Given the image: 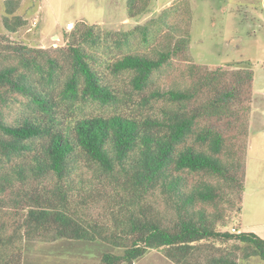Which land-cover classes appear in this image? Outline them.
I'll return each instance as SVG.
<instances>
[{"label":"trees","instance_id":"obj_1","mask_svg":"<svg viewBox=\"0 0 264 264\" xmlns=\"http://www.w3.org/2000/svg\"><path fill=\"white\" fill-rule=\"evenodd\" d=\"M180 4L186 1L155 21L158 32L176 40L156 58L133 53L130 41L135 32L147 39L156 31L153 20L106 35L96 26H74L80 41L60 56L1 36L0 264H23L26 242L63 240L123 251L104 254L101 264H134L159 249L173 264L264 262L263 238L227 230L243 213L254 72L196 66L189 86L148 93L156 73L186 60L189 35L172 19ZM150 5L127 0V15L142 16ZM18 8L17 0H6L2 24L10 34L27 24L14 16ZM101 53L114 78H127L130 93L95 67ZM132 98L141 99L139 106L130 107ZM162 98L167 105L156 115L153 101ZM85 103L113 112L86 115ZM104 183L112 187L110 199L101 195ZM158 190L179 218L171 227L162 226L151 205Z\"/></svg>","mask_w":264,"mask_h":264},{"label":"rangeland","instance_id":"obj_2","mask_svg":"<svg viewBox=\"0 0 264 264\" xmlns=\"http://www.w3.org/2000/svg\"><path fill=\"white\" fill-rule=\"evenodd\" d=\"M17 1L19 2V8L14 16L22 17L27 24L17 33L10 34L6 32L2 24V19L7 16L5 10L6 0H0V40L4 39L1 36H5L9 39L10 43L32 49H43L57 56L67 54V52H70L71 45L80 41L77 40L78 33L75 32L78 25H84L85 28L96 26L102 35H106L108 32L125 33L133 31L136 27H142L153 20L151 26L155 27L156 31L150 33L147 39H144L139 32H135L130 38L134 48L132 52L150 58H156L157 51L165 50L168 48H166L167 45L173 46L176 42L172 38L166 39L163 30L158 32L157 29L161 28L155 21H157L156 19L163 10L180 0H175L166 8H160L159 10H157L155 0H151L147 13L133 19H130L126 12L127 0ZM184 1H186V4H180L179 11L176 12L172 19L182 31L180 34L183 35L187 32V36L189 35V38H187L186 60H174L175 65L172 68H166L156 73L153 76V86L148 93L156 91L162 93L171 88H176L180 83L189 86L191 84L190 70L192 67L222 69L241 67L243 69H251L254 72V93L256 95L259 94L264 103V10H248L249 12L240 10L243 16L249 17V19L239 29L232 22V15L228 12L224 16L218 13L213 21L215 25H210L211 12L207 9H202V3H199L197 8V5H193L190 0ZM127 17L130 22L126 20ZM251 17L255 20H252ZM74 26L73 32L70 31ZM237 29L238 31H235ZM84 49L87 53L92 54L90 46L84 45ZM97 55L101 58L95 64V67L104 73L106 81L119 91L130 93L131 87L128 85L127 78H114L106 70L105 63H103L106 60V56L102 53ZM132 99L130 107L139 106L141 99ZM166 105L163 98L153 101V106L155 107L154 113L160 115L161 109L166 107ZM112 112V107H105L101 104L85 103L82 106V113L86 115H109ZM257 140V142L256 140L254 141V147L255 145H260V149H253L252 154L256 152L257 155H261L264 159V139L260 138ZM261 163H264V160H261ZM80 177L81 175L78 176V179ZM85 179L84 187L88 188L90 186V176L86 175ZM192 180L198 181L197 179ZM75 181L76 187H78L77 179ZM207 181L213 185L218 183L217 180L211 178H207ZM251 187L255 189V185L251 184ZM260 188H262V185ZM100 189L104 192L101 195L105 199H110L108 195H113L112 187L107 183L100 185ZM155 197L151 201V205L158 213V218H162V226L171 227L176 224L179 218L176 211L173 210L172 204L169 202L168 205L167 200L162 197L160 190L156 192ZM105 214L106 212H103V210L97 213L98 216ZM105 218L110 219L108 216H105ZM244 219L248 224L258 221L252 213L247 212H245V217H241V221ZM238 224H240V220L232 219V223L227 227V230L236 233V225ZM219 230L222 231L223 229L219 228ZM246 230L252 231L251 229ZM122 252L121 249H114L98 241L94 243L68 240L53 243L35 241L22 244L21 256L23 264H101L104 254L112 253L119 255ZM158 256L165 258L168 263L173 264L166 257L164 249L151 250L143 258L134 262V264H156ZM147 261H150V263ZM249 264H264V262L259 259H253Z\"/></svg>","mask_w":264,"mask_h":264},{"label":"crops","instance_id":"obj_3","mask_svg":"<svg viewBox=\"0 0 264 264\" xmlns=\"http://www.w3.org/2000/svg\"><path fill=\"white\" fill-rule=\"evenodd\" d=\"M174 1L175 0H155L157 10H159L160 8H166ZM190 1L193 5H197V8H198V4L202 3L201 8L207 9L208 11L211 12L210 23H209L210 25H215L213 21L215 20L218 13H221L224 16L225 13L228 12L230 15H232V22L236 27H239V29H241V26L245 25L246 23L245 21L249 19V17H244L242 12H240V10H246L247 12H249L248 10L251 11L264 10V0H202V1L190 0ZM235 10L239 12V16L237 11L234 12ZM251 19L255 20L253 17H251ZM126 20L130 22L128 17ZM235 31H238V29ZM250 132L251 135L248 146L246 185H245V194L243 201V213L241 217H245V212L252 213L258 219V221L252 224H248L245 221V219L241 221L240 218L239 219L240 224L236 225V231L240 233L241 231H247L246 229L248 230L251 229L253 231V232L251 231L252 233L264 239V163H261V160L264 159L262 158L261 155L259 154L257 155L256 152H255L256 155L252 154L253 149L255 150L260 149L259 147L260 145L259 146L255 145L254 147V141L256 140L257 142L258 141L257 139L260 138L264 139V103L262 97L259 94L256 95L255 93L253 100V111L251 117ZM259 160L260 162H258ZM251 184L255 185V189L251 187ZM261 185L262 188H260ZM147 262L150 263V261ZM156 264H170V263H168V261L165 258L158 256Z\"/></svg>","mask_w":264,"mask_h":264}]
</instances>
